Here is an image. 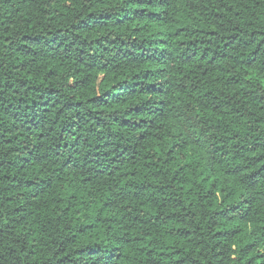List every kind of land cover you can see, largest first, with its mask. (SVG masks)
Instances as JSON below:
<instances>
[{
    "label": "trees",
    "instance_id": "1",
    "mask_svg": "<svg viewBox=\"0 0 264 264\" xmlns=\"http://www.w3.org/2000/svg\"><path fill=\"white\" fill-rule=\"evenodd\" d=\"M0 264H264V0H0Z\"/></svg>",
    "mask_w": 264,
    "mask_h": 264
}]
</instances>
